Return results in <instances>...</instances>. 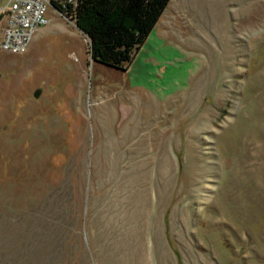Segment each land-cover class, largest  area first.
<instances>
[{"label":"rangeland","instance_id":"obj_1","mask_svg":"<svg viewBox=\"0 0 264 264\" xmlns=\"http://www.w3.org/2000/svg\"><path fill=\"white\" fill-rule=\"evenodd\" d=\"M46 15L0 52V264H264V0H169L126 69Z\"/></svg>","mask_w":264,"mask_h":264},{"label":"trees","instance_id":"obj_2","mask_svg":"<svg viewBox=\"0 0 264 264\" xmlns=\"http://www.w3.org/2000/svg\"><path fill=\"white\" fill-rule=\"evenodd\" d=\"M169 0H52L89 38L91 58L126 69Z\"/></svg>","mask_w":264,"mask_h":264},{"label":"built area","instance_id":"obj_3","mask_svg":"<svg viewBox=\"0 0 264 264\" xmlns=\"http://www.w3.org/2000/svg\"><path fill=\"white\" fill-rule=\"evenodd\" d=\"M49 5H54L52 0H5L1 3L0 52L25 50L38 27L48 22Z\"/></svg>","mask_w":264,"mask_h":264},{"label":"water","instance_id":"obj_4","mask_svg":"<svg viewBox=\"0 0 264 264\" xmlns=\"http://www.w3.org/2000/svg\"><path fill=\"white\" fill-rule=\"evenodd\" d=\"M56 8H58V7H56ZM39 91H40V89H39V88H37V89L34 91V96H37V95H38V93H39Z\"/></svg>","mask_w":264,"mask_h":264}]
</instances>
